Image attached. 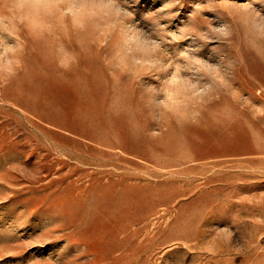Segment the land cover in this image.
Returning a JSON list of instances; mask_svg holds the SVG:
<instances>
[{
  "label": "rangeland",
  "instance_id": "374dc122",
  "mask_svg": "<svg viewBox=\"0 0 264 264\" xmlns=\"http://www.w3.org/2000/svg\"><path fill=\"white\" fill-rule=\"evenodd\" d=\"M65 2L35 5L21 66L0 73V264H264V58L236 22L253 0H127L149 31L150 14L178 31L197 6L233 23L230 44L170 47H202L230 81L195 124L157 118L156 81L112 71L107 30L68 39Z\"/></svg>",
  "mask_w": 264,
  "mask_h": 264
},
{
  "label": "clouds",
  "instance_id": "9594fccd",
  "mask_svg": "<svg viewBox=\"0 0 264 264\" xmlns=\"http://www.w3.org/2000/svg\"><path fill=\"white\" fill-rule=\"evenodd\" d=\"M41 0H0V73L11 77L21 66V57L26 48L25 35H34L31 23L32 10ZM253 0L243 3L237 23L242 29L248 46L256 55L264 58V14L254 7ZM172 5H165V9ZM64 23L68 29V39L73 33L82 34L75 41L80 48L96 44V37L107 30L111 44L106 61L114 73L134 77L140 81L150 77L156 83L143 88L144 98L150 111L157 117L167 116L177 122L195 124L202 107L210 103L216 95L230 85L225 68L219 60L213 62L199 53L202 47H185L170 51V47L181 41L193 40L206 46L230 44L235 32L231 21L215 23L202 16L200 6L191 15V23L178 31H169L161 19L150 14L152 30H145L134 23L135 15L129 9L127 0H67L62 4ZM164 11V9H161ZM207 23L196 19L197 14ZM213 47L211 51H215ZM54 51L57 63L76 53L72 47L60 39ZM229 67H234L228 61Z\"/></svg>",
  "mask_w": 264,
  "mask_h": 264
}]
</instances>
